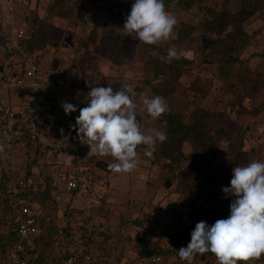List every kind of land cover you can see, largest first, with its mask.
Returning <instances> with one entry per match:
<instances>
[{
    "label": "rangeland",
    "instance_id": "rangeland-1",
    "mask_svg": "<svg viewBox=\"0 0 264 264\" xmlns=\"http://www.w3.org/2000/svg\"><path fill=\"white\" fill-rule=\"evenodd\" d=\"M35 1L39 6L41 0ZM71 3L77 5L76 13L70 14L74 23H89V19H93L85 12L83 3ZM17 6L14 28L23 29L27 40L33 32L26 20L33 19L35 14L33 10L27 11L26 5ZM130 9L128 0H125L116 13L123 24ZM168 11L176 14L178 23L173 38L160 45H146L125 35L121 24L122 54L110 50L109 42L101 43L97 57L75 55L70 60L56 57V54L52 57L46 46H51L49 50L57 46L53 32H58V29L52 24L57 17L44 16L36 29L33 44H26L22 50L11 53L14 57L11 65L18 73L28 60L39 53L51 56L46 59L49 66L47 74L68 71L66 78H62V85L60 79L53 83L55 89L59 88L60 96L65 95L66 87L70 94L67 97H74L77 111L62 115L65 125L69 126V133L74 135L78 129L73 130L68 116L76 123L79 110L87 106L84 101L91 87H108L109 83L114 91L119 90L122 84L131 86L137 93V99L142 93L162 96L169 108L176 109L186 121L196 110L204 109L209 113L205 121L207 149L188 141L174 158L168 159L159 153V142L152 158L144 154L145 146L138 147L136 168L140 174L134 180L131 204L124 209L104 208L99 220L95 264H137L134 262L137 243L144 236L153 242L162 237L160 244H163L173 230L195 227L196 223L207 221L210 215L218 214L223 202L236 198L222 192V187L230 186L232 169L245 166L252 160H264V0H184L180 7L171 6ZM3 15L0 8V24ZM205 19H213L221 33L204 32L202 23ZM182 23L197 27V33L181 40L178 35ZM95 31L97 28L90 35L92 38H96ZM66 41L72 48L87 45L85 38L77 42L73 34ZM104 42H107L106 38ZM170 47L176 48L181 58L167 64L161 57L166 56ZM151 56L162 63L161 76H154L148 64ZM233 58L240 60L233 65ZM76 71L85 73L75 74ZM103 72L109 76H102ZM160 119L153 120L146 111L138 110L137 120L145 130L155 128L165 132L166 126ZM75 140H78L74 155L78 165L94 166L105 158L88 155L90 148L75 136L62 144L65 146ZM241 148L246 154L241 152ZM30 153L32 158L28 163L34 166L38 156L35 150ZM4 163L0 160V175L4 171L11 176ZM23 171L18 175H25ZM11 177L16 179L17 173ZM5 217L0 208V239L9 232V222ZM135 221H140V224ZM3 256L0 246V264H3Z\"/></svg>",
    "mask_w": 264,
    "mask_h": 264
},
{
    "label": "clouds",
    "instance_id": "clouds-1",
    "mask_svg": "<svg viewBox=\"0 0 264 264\" xmlns=\"http://www.w3.org/2000/svg\"><path fill=\"white\" fill-rule=\"evenodd\" d=\"M178 23L176 14L166 10L164 0H134L125 16L123 32L146 45H160L173 38ZM181 53L174 47L167 49L161 59L171 64L179 60ZM86 107L79 110L73 130L81 144L90 148L88 155L111 157L113 163L108 169L114 173H131L138 164L139 146L144 154L152 158L157 143H164V131L143 129L137 120L138 110L147 112L153 119H159L168 112L169 105L162 96L137 93L122 84L114 91L108 87L94 86L87 93ZM65 114L77 111L75 105L63 102ZM5 145L0 143V152ZM226 195L236 198L230 203V214L218 219L212 225L205 221L196 223L190 233L186 247L178 249V256L187 264H193L197 254L212 253L217 264H253L264 255V160H252L245 166L232 169L230 186L222 187Z\"/></svg>",
    "mask_w": 264,
    "mask_h": 264
},
{
    "label": "crops",
    "instance_id": "crops-1",
    "mask_svg": "<svg viewBox=\"0 0 264 264\" xmlns=\"http://www.w3.org/2000/svg\"><path fill=\"white\" fill-rule=\"evenodd\" d=\"M49 1L50 0H41L38 6V3L35 0H33L32 2L28 0V4L26 5L28 6L27 11L33 10L37 13L38 18L40 19H38L37 21V28L38 26H40L41 20L45 16ZM70 1L83 3V5L86 7L85 12L88 15H92L93 19L90 18L89 23L85 22L84 24L74 23V20L71 23L58 18L55 21L52 20L54 28L58 29V32H53V34L56 35V37L55 35L54 37L58 42L57 44H55L57 46L53 50H49V47H51L50 45L46 46L49 51L48 54L50 53L52 57L54 56V54H56V57L65 60L73 59L75 55H84L89 58L94 56L97 57L99 55L98 47L101 45V43L108 44L112 41L114 36L119 35V27L121 24H123V21L119 20V17L116 13L120 9V7L125 4V0ZM132 1L134 0H128V3ZM0 8H2L4 14V19L0 24V36L4 37L7 41V50L0 46L1 79L18 74V72L13 70V66L11 65V62H13L14 60V57H12V52L16 50H9L8 45L12 32L14 30L23 29L14 28L18 9V6L14 2V0L0 1ZM25 25L26 24H23L24 27ZM94 28H97V31L94 32L96 34V38H92L90 36L91 34H93ZM70 34H73V38L77 42L78 40L80 41L81 38H85L87 40V45H85L84 48L78 46H76L77 48H72L70 46H67L66 38ZM28 38L29 37H27V39ZM105 38L107 39V42H104ZM34 39L29 42V44H33ZM43 41H45V39H43ZM26 43L27 41L24 42V46L26 45ZM38 55H42L44 57L41 66L43 69V71L41 69V78L47 83V96L53 108L51 110H48L44 115L41 139L38 141V143H33L32 145H22L17 150H4L3 152H0V160L5 162V170L8 173L10 172L9 175L12 176L14 175V173H17V179H15L16 181L25 178L28 182L29 187L36 190L39 188L44 189L47 184H51L53 188L50 199L46 201L42 199L35 201L36 211L40 213L42 217H52L53 224L44 225L41 227V232L37 241L34 264H50L49 262H51L52 259H54L55 256L59 255V253L61 252V249L56 246L58 242L56 237L57 228L62 226L71 230L70 227L77 225V215L79 214L82 207V198L79 194H69L66 190L65 181L72 163H76L77 157L74 155L76 152L75 147L78 140H75L74 142L70 141V144L67 143L68 145L65 146L62 144L63 141L72 140V136H75V138L77 137L76 134L74 135L72 133H69L70 130L67 128L69 126H66L64 123V118H62V115H65V112L62 108V102L66 101L74 105H76V103L74 102V97H67V95L70 96L69 88L64 87L65 95L60 96L58 94L59 88L55 89L54 87L55 81L57 83L59 79V83H61V85L63 84L62 78H66V75H68V71H59V74H54L51 72L50 74L48 73L50 76L49 77L47 74L49 66L46 65V59L47 56L48 58H51V56L47 54L43 55L40 53L36 54V56ZM83 72L85 73V71H76L75 74L81 75ZM103 74L104 75L102 76H109V74L105 72H103ZM0 101L4 106L12 108L16 112H20L21 110L29 106L30 103L29 100L26 99L22 91L19 89H11L7 91L0 90ZM68 117V122L70 123V125L74 126L75 123L72 122L73 118L70 116ZM59 123L61 124L60 126H58ZM61 128L64 133L63 136H60L59 134ZM73 148L74 151L72 150ZM32 150H35V155L38 156L37 163L34 166H30L28 163L30 161V158H32L30 153ZM113 162L114 161L111 157H105L103 160L99 161L97 165L89 166L94 174L96 191H99V193H97L102 198V205L99 209L96 210L95 213V231L99 230V220L101 219L104 208L107 207L109 209H124L127 208L129 204H131L130 202L133 194L134 180L140 174V171H137V168L131 173H114L108 169V164ZM22 168H25L24 171L22 170ZM22 171L26 172V174L18 175V172L22 173ZM11 176H8V174L6 175L3 171L0 175V179L3 178L6 188L12 192L13 185L16 181ZM9 215V219L13 220L12 214ZM117 226H119V224H117ZM186 228L191 229V231H189L190 236V233L194 230L195 227L193 226ZM96 234L97 235L94 236V262L96 261V257L98 256V251L96 248V243L98 242V231ZM161 239L162 237L157 238L155 239V242L160 241ZM166 241L167 238L164 240L163 244ZM211 261L212 260H204L201 262V264H207ZM134 262H137L136 257L134 258Z\"/></svg>",
    "mask_w": 264,
    "mask_h": 264
},
{
    "label": "built area",
    "instance_id": "built-area-1",
    "mask_svg": "<svg viewBox=\"0 0 264 264\" xmlns=\"http://www.w3.org/2000/svg\"><path fill=\"white\" fill-rule=\"evenodd\" d=\"M16 4L27 5L28 0H14ZM26 34L24 30H14L9 39V50H22ZM43 56L38 55L24 64L21 73L8 78L0 79V90L19 89L22 91L29 106L20 112L4 106L0 101V143L5 145L4 150H17L22 145H32L41 139L42 125L45 113L52 104L47 96V83L41 78ZM66 190L69 194H79L82 198V207L77 215V225L58 227L56 232L57 244L61 252L56 257L61 261L50 264H93L95 250L93 233L96 229V210L102 205V198L95 188L92 169L86 165L72 163L66 177ZM10 210L13 216L15 237L7 251V264H34L37 241L44 225H52L53 218L42 217L35 209L34 189L30 188L25 178L19 179L13 185L10 195ZM222 219L214 215L207 224L212 225ZM190 242L184 232L176 233L168 245L167 254L154 253L148 258L141 259L137 264H187L178 256V249L186 247ZM216 258L212 253L195 257L193 264H201L204 260ZM240 264H245L241 261ZM253 264H264V255Z\"/></svg>",
    "mask_w": 264,
    "mask_h": 264
},
{
    "label": "trees",
    "instance_id": "trees-1",
    "mask_svg": "<svg viewBox=\"0 0 264 264\" xmlns=\"http://www.w3.org/2000/svg\"><path fill=\"white\" fill-rule=\"evenodd\" d=\"M52 1V0H51ZM51 1L48 2L47 5V10L45 13V16L49 17H57L58 19H63L68 22H72L73 18L70 16L72 13H76L77 10V5H74V3H71L72 1L70 0H53V3H50ZM134 1L130 2V6L132 5ZM184 0H164L165 8L168 11L171 6L172 7H180L183 4ZM35 15L33 19H27L26 22L30 25L32 34L29 36V38L26 40L27 43L31 42L34 37H35V32L37 29V13L33 12ZM204 27V32L206 33H221V29L215 23L213 19H205L202 23ZM198 28L182 23L180 26L179 30V35L178 37L181 40H186L188 39L189 36L197 33ZM46 42V41H43ZM220 45V44H219ZM218 45V47H219ZM0 46H2L5 50H7V41L4 37L0 36ZM216 47V48H218ZM109 49L112 50L113 52L117 54H122L123 52V36L121 35H116L113 37L112 41L110 42ZM9 54V53H8ZM264 56V54H262ZM240 59H232L231 63L237 64ZM148 64L150 65L154 76H161L163 74L162 70V63L155 59L154 57H149L148 58ZM157 91L156 89H154ZM53 106L51 107V109ZM50 109V110H51ZM170 110L163 114L161 116V119L159 120L160 122L164 123L166 128H165V133L167 134V140L164 143H160V148H159V153L161 156H164L165 158L172 159L176 156L177 152L179 151L180 147L184 145L186 142L191 141L193 142L196 146L201 145L203 149H207V138H208V132L205 126V121L209 117L208 111L204 109L196 110L191 117L186 121L185 118L174 108H169ZM61 124L59 123L58 126ZM60 136H63L64 133L62 131V128L60 129ZM78 138V137H76ZM34 143H38V140H36ZM241 152L244 154L245 151L243 149H240ZM13 176V175H12ZM14 179V178H13ZM17 179V178H16ZM15 180V179H14ZM16 181V180H15ZM53 188L51 184H47V186L39 189H34V196H37L38 199H42L44 201L50 199L51 197V192ZM12 192L8 190L5 186V181L0 179V208L2 209L3 215H5L6 220H8V233L3 239L1 238L0 240V246L3 248L4 256H3V264H7V251L15 237V227L13 224V220L9 219V214H11L9 202H10V195ZM232 202V201H231ZM231 202H223L222 206L218 209V214L222 219H226L229 214H230V203ZM214 215H210L208 220H211ZM138 224H140V221H135ZM69 229H67V232ZM98 231V230H97ZM97 231L93 233V240L92 242L94 243V236L97 235ZM184 232L186 236L189 235V231H191L190 228H185V229H180L176 231H172L169 233L167 237V241L164 244H160V241L153 242L150 238L147 236H144L141 238L138 243H137V253H136V260L137 262L141 259L148 258L154 253L158 254H167L170 252V248L168 245L170 244L172 237L179 232ZM159 242V243H158ZM163 245V246H162ZM211 262H208L207 264H213L214 262H217V259H211ZM61 259L60 257H56L53 259V262L58 263L60 262ZM95 264V262H94Z\"/></svg>",
    "mask_w": 264,
    "mask_h": 264
}]
</instances>
